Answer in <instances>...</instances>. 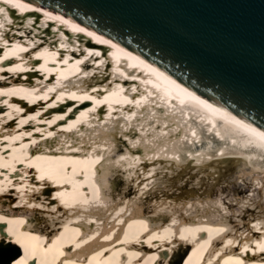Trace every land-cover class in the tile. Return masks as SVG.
<instances>
[{"label": "bare ground", "instance_id": "bare-ground-1", "mask_svg": "<svg viewBox=\"0 0 264 264\" xmlns=\"http://www.w3.org/2000/svg\"><path fill=\"white\" fill-rule=\"evenodd\" d=\"M50 4L0 0V264H264V125Z\"/></svg>", "mask_w": 264, "mask_h": 264}, {"label": "water", "instance_id": "water-1", "mask_svg": "<svg viewBox=\"0 0 264 264\" xmlns=\"http://www.w3.org/2000/svg\"><path fill=\"white\" fill-rule=\"evenodd\" d=\"M35 2L117 36L264 125V0Z\"/></svg>", "mask_w": 264, "mask_h": 264}]
</instances>
